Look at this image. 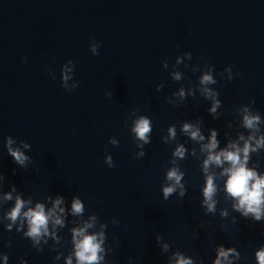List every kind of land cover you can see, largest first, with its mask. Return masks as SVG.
I'll use <instances>...</instances> for the list:
<instances>
[{
	"label": "water",
	"instance_id": "95a60500",
	"mask_svg": "<svg viewBox=\"0 0 264 264\" xmlns=\"http://www.w3.org/2000/svg\"><path fill=\"white\" fill-rule=\"evenodd\" d=\"M62 67L71 69L64 87ZM204 73L214 83L201 85ZM204 87L220 101L214 114ZM245 107L260 115L264 135V0H0V197L14 185L13 196L47 208V198L60 195L66 213L59 242L49 237L36 252L15 227L4 231L12 201H0L7 264L19 257L64 264L70 228L89 216L88 231L104 233L101 264H172L175 252L211 264L217 244L241 253L233 264H255L264 224L233 211L218 167L209 168L217 177L215 209L201 204L200 144L209 128L218 148L238 134L246 138ZM141 116L150 121L148 143L132 131ZM184 122L197 125L205 141L183 134ZM6 137L29 158L24 165L7 153ZM177 144L183 158L172 155ZM248 166L264 172V147L250 153ZM173 167L183 173L184 194L176 188L164 198ZM73 196L83 205L77 216L68 213Z\"/></svg>",
	"mask_w": 264,
	"mask_h": 264
},
{
	"label": "clouds",
	"instance_id": "9594fccd",
	"mask_svg": "<svg viewBox=\"0 0 264 264\" xmlns=\"http://www.w3.org/2000/svg\"><path fill=\"white\" fill-rule=\"evenodd\" d=\"M93 54H97V47L93 45L91 48ZM24 61V57H21ZM71 64L72 61L69 60ZM71 69L62 67L61 69V86L64 87V81L69 77L65 72H70ZM176 79H179V74H174ZM214 83L210 73H204L200 77L201 85ZM77 85H73L75 88ZM206 98L212 99V105L208 108V112L214 114L220 101L216 99V93L208 87L202 89ZM180 96L184 93L181 90ZM253 102L254 99H253ZM215 118V116L213 117ZM261 122V117L258 113L250 112L247 107L242 110L241 124L244 128L250 130L245 138L243 134H238L236 139L228 140L223 147H219L217 132L214 128L208 129L207 140L200 144V150L205 153V158L201 164V171L204 174V181L201 187L202 200L206 212H212L215 209L216 200L214 199L217 191L216 176L209 172L210 167L220 168L218 176L223 177V191L227 198H230L233 211L245 219H250L254 222L264 224V172H258L256 167H249L248 161L250 153L256 152L264 147V135L259 134L258 125ZM132 131L140 140L148 143L147 134L151 131L150 121L146 117H139L133 123ZM180 131L189 139L201 142L205 141V136L200 128L192 123L184 122L181 124ZM168 137L172 138L176 134L174 127L170 126L167 129ZM13 140L11 137L5 138V149L17 164L24 165L29 158L21 151L19 147L13 148L11 145ZM23 148H28L27 143L22 144ZM185 148L182 144H177L173 150L174 157L183 158ZM105 160L110 163V158L105 157ZM13 173L15 170L13 169ZM183 173L173 167L166 173V179L171 183L162 186V195L167 198L176 188L180 189L179 195L184 194L183 186L180 181ZM4 179L3 174H0V182ZM12 191H5L0 197V201H12L11 207L4 213V220L7 223L3 224L4 231H15L21 233L23 238L31 242L36 252L43 250L42 245L47 243L51 237L54 243L59 242V237L56 233L57 226L63 228L65 226V207L64 198L60 195L48 197L51 201L50 207H45L42 202H35L23 199L19 194L15 196L12 192L15 191V186H11ZM30 205V206H29ZM83 212V205L79 198L73 196L69 201L68 213L77 216ZM221 216L227 215L225 210H221ZM95 217L89 216L88 220L83 221L81 225L70 228V243L71 252L64 256V264H101L104 259V233L101 231L89 232L88 229L93 227ZM51 226V231H50ZM104 226L101 225V228ZM9 241H4L3 246L7 247ZM167 248V245H164ZM172 264H193V260L179 252L172 254ZM255 264H264V244L259 245L253 252ZM60 259V253L57 251L51 257L54 262ZM241 253L232 246L217 244L215 255L211 264H233V261H240ZM8 254L0 252V264H7ZM18 264H27L23 257L18 258Z\"/></svg>",
	"mask_w": 264,
	"mask_h": 264
}]
</instances>
